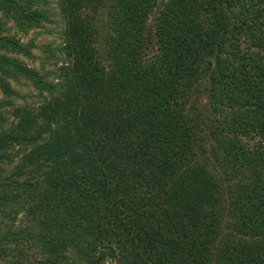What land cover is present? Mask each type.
I'll use <instances>...</instances> for the list:
<instances>
[{
  "label": "trees",
  "instance_id": "1",
  "mask_svg": "<svg viewBox=\"0 0 264 264\" xmlns=\"http://www.w3.org/2000/svg\"><path fill=\"white\" fill-rule=\"evenodd\" d=\"M49 5L0 0V264H264V0H59L56 80Z\"/></svg>",
  "mask_w": 264,
  "mask_h": 264
},
{
  "label": "rangeland",
  "instance_id": "2",
  "mask_svg": "<svg viewBox=\"0 0 264 264\" xmlns=\"http://www.w3.org/2000/svg\"><path fill=\"white\" fill-rule=\"evenodd\" d=\"M51 11L50 21L45 22V25L41 28H35L30 30L28 34L22 33L17 30V28L13 27L12 32L16 33L20 36L23 41L28 42L33 39L36 43V46L33 49V54L35 58L29 59L23 57L31 66L39 69L41 72H47L50 74L51 80H56L55 77L58 74L59 68L65 61V54L60 50L63 48L64 36L63 30L65 28V19L61 10L59 8V0H50L49 5ZM1 16V13H0ZM95 22L97 26H102L107 24L109 26L108 21L105 17L96 16L94 14ZM153 20V17L151 18ZM13 26V23H10ZM49 48V49H48ZM13 87L17 89L22 95L25 96V99L28 102L38 101V91L36 88L29 82L23 79L20 83L13 82ZM4 97L1 89H0V100ZM198 100V105L202 109L207 110L208 107L205 105L208 102V97L205 92H201L200 96L195 98ZM16 101H20L21 99L16 98ZM3 166V167H1ZM15 165L13 164H0V175L4 176L9 174L12 169H14Z\"/></svg>",
  "mask_w": 264,
  "mask_h": 264
}]
</instances>
